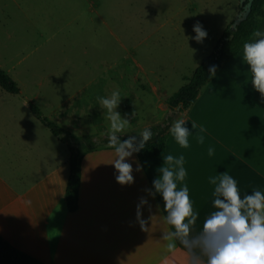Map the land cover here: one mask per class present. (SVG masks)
<instances>
[{"label":"crops","instance_id":"1","mask_svg":"<svg viewBox=\"0 0 264 264\" xmlns=\"http://www.w3.org/2000/svg\"><path fill=\"white\" fill-rule=\"evenodd\" d=\"M71 4L75 5L72 0H0V68L16 82L23 77L18 66L28 56L29 45L43 38L46 24L54 26ZM242 55L243 49L223 65L181 117L189 129L194 123L206 130L204 144L198 142L195 130L187 149L168 133L165 155L184 156V183L199 213L192 237L215 210V186L209 177L227 171L242 195L264 189V100L250 83ZM34 72L28 74L36 76ZM39 82L25 83V88L17 82L19 94L0 85V235L46 264H189V250L179 241L174 253L167 252L162 233L173 229L166 222L162 197L153 198L147 191H154L152 182L163 156L141 162L134 153L128 160L134 183L121 185L112 165L114 149L82 150L79 209L69 211L66 190L72 146L46 133L48 127L33 115L31 105L40 101L45 87ZM46 107H53V117L63 124L55 112L64 108V102L48 101ZM209 147L215 149L211 157ZM141 198L148 201L139 217L148 222L147 232L137 217Z\"/></svg>","mask_w":264,"mask_h":264},{"label":"rangeland","instance_id":"2","mask_svg":"<svg viewBox=\"0 0 264 264\" xmlns=\"http://www.w3.org/2000/svg\"><path fill=\"white\" fill-rule=\"evenodd\" d=\"M72 3L54 26L46 24L43 38L29 45L18 66L23 77L16 80L21 88L38 81L45 85L36 106L72 132L74 137L64 140L80 151L108 148L110 122L98 97L115 90L122 97L118 111L131 122L122 139L163 124L169 116L173 123L180 119L186 110L169 98L190 80L242 9L240 0ZM260 14L253 26L264 33V7ZM197 22L208 33L202 43L193 39ZM48 101L64 102L55 112L63 124L53 117L54 108L46 107ZM46 133L51 135L48 128Z\"/></svg>","mask_w":264,"mask_h":264},{"label":"clouds","instance_id":"3","mask_svg":"<svg viewBox=\"0 0 264 264\" xmlns=\"http://www.w3.org/2000/svg\"><path fill=\"white\" fill-rule=\"evenodd\" d=\"M196 42L202 43L208 36L203 26L197 22L193 26ZM255 40L243 44L241 61L248 66L250 83L260 93L264 100V33L255 32ZM216 74V67L209 68L210 77ZM121 94L115 90L108 97H98L100 106L106 111V118L110 122L108 148L114 149L116 159L113 162L116 170V181L121 185L134 183L133 166L128 162L134 153L143 150L152 139L154 133L145 128L138 135L122 139L130 120L118 111ZM183 118L176 119L170 126L171 136L182 148H189V137L195 135L200 144H204L206 131L192 123V128L186 126ZM215 154L213 147L208 148V155ZM141 171L139 165L135 169ZM158 176L153 180V190H147L154 198L162 197L165 219L172 226V231L162 233V239L168 241V253H174L177 241L189 250V264H264V189L256 188L241 194L237 180L227 171L218 176L209 177L214 185L212 207L215 209L205 218L202 231L195 237L191 233L199 213L194 211L189 188L184 183L187 177L185 158L183 155H163V164L158 169ZM30 203V201H28ZM148 201L141 198L137 206L139 219L140 209ZM141 230L148 231V222L139 219Z\"/></svg>","mask_w":264,"mask_h":264},{"label":"trees","instance_id":"4","mask_svg":"<svg viewBox=\"0 0 264 264\" xmlns=\"http://www.w3.org/2000/svg\"><path fill=\"white\" fill-rule=\"evenodd\" d=\"M263 7L264 0H255L252 12L248 19L243 21L236 30H233L230 27L226 29L223 37L215 45L212 53L195 69L190 80L169 98L170 103H174L177 106L181 105L184 110L191 108L196 103L203 88L218 75L225 63L229 62L239 54L243 49V44L246 41H250L253 37L255 33L253 23L255 18L261 15L260 13ZM212 66L216 67V74L214 77H210L209 75V68ZM0 85L11 94L20 93V88L17 82L1 68ZM31 111L33 115L48 127L56 137L61 140H64L65 137H74L72 132L44 116L38 107L31 105ZM172 123L173 117L169 116L163 124L147 127L148 129H151L154 135L145 148L136 153L139 161L147 162L165 155L169 128ZM137 139H139L138 136ZM92 148L93 146L90 147V149ZM81 162V151L75 146L70 147V176L66 190V202L71 213L76 212L79 209ZM0 264L46 263L15 248L0 235Z\"/></svg>","mask_w":264,"mask_h":264},{"label":"water","instance_id":"5","mask_svg":"<svg viewBox=\"0 0 264 264\" xmlns=\"http://www.w3.org/2000/svg\"><path fill=\"white\" fill-rule=\"evenodd\" d=\"M255 0H240V6L242 7L241 12L236 16L234 23L232 24V29L236 30L237 27L245 20L248 19L250 13L252 12L253 3Z\"/></svg>","mask_w":264,"mask_h":264}]
</instances>
